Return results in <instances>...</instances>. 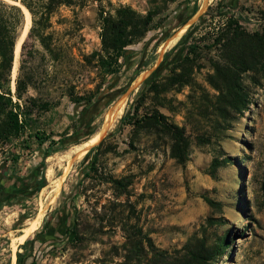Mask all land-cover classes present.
Masks as SVG:
<instances>
[{"label": "rangeland", "instance_id": "1", "mask_svg": "<svg viewBox=\"0 0 264 264\" xmlns=\"http://www.w3.org/2000/svg\"><path fill=\"white\" fill-rule=\"evenodd\" d=\"M5 1L23 11L20 0ZM26 2L34 15L10 82L18 119H26L18 138L0 142V264H148L154 251H181L201 238H226L209 264H264V0ZM121 7L153 19L125 47L118 72L105 75L84 58L101 50L103 17ZM33 18L52 51L29 35ZM229 20L231 39L213 46ZM21 59L37 89L17 99ZM228 68L245 99L238 109L224 96ZM154 77L156 92L146 91ZM70 87L81 102L70 100ZM43 101L49 106L38 109ZM153 110L184 129V163L171 155L170 135L138 124ZM40 176L45 185L35 191ZM18 177L31 183L11 193ZM68 226L77 236L63 233L58 243L53 231ZM132 239L140 241L138 263L125 256Z\"/></svg>", "mask_w": 264, "mask_h": 264}, {"label": "trees", "instance_id": "2", "mask_svg": "<svg viewBox=\"0 0 264 264\" xmlns=\"http://www.w3.org/2000/svg\"><path fill=\"white\" fill-rule=\"evenodd\" d=\"M17 1V0H14ZM20 2L34 15L31 6L26 0H20ZM151 13L145 16H140L132 11L128 7H121L117 9L116 15L105 16L102 20V32H101V50L98 52H92L84 59H87L89 63L91 60L95 61V64L104 72L105 75H110L118 72L119 64L118 58L123 54L125 47L132 44L134 41L142 37L149 29L152 21ZM37 21L33 18V24L29 29V35H34L40 44L48 52L52 49L47 44L48 34L44 31H38L36 28ZM236 22L229 20L225 25V29L221 30L213 39L212 45L219 44L221 39L225 37V33L230 30L232 25ZM24 25V13L20 6L0 0V142H9L12 139H16L21 134V129L25 119L19 121V111L23 113L18 101L12 100L11 94V72L14 62V49L16 42L20 36L21 29ZM233 34V32H232ZM223 36V37H222ZM264 37V34L260 35ZM226 40L231 39L230 36L225 37ZM184 39V36L183 38ZM264 42V38L262 39ZM26 40L21 44V50L24 51L26 47ZM193 46L190 47V51ZM190 60L189 54H186L181 59L182 64L188 63ZM235 65V64H234ZM239 66L238 64H236ZM23 59L20 60L17 76L15 78V93L17 99L23 98L24 94L28 92L29 88L37 89V82L33 78L31 73H25L23 71ZM232 69L228 68L224 70L227 78L229 79L226 84L225 98L228 105L232 108L238 109L240 104L245 100L242 93L237 89V85L233 84L230 80L228 72H232ZM182 74H177L172 78V81H177ZM146 91L156 92L158 88L157 78H148L145 80ZM68 95L70 100L75 103L81 102L84 97L81 95L73 94V87H70ZM143 92L140 93V95ZM92 97L88 99L91 101ZM28 104H35L36 98L29 96ZM38 109L44 110L49 106L47 101H43L41 104L35 105ZM15 109V110H13ZM26 117V116H25ZM121 118L122 123L126 119ZM138 124L146 122V125L155 127L157 131L166 133L172 138L171 155L176 158L177 162L184 163L187 160V154L189 150L190 141L185 136L184 129L175 123L169 122L166 116L157 110H153L150 114L144 115L137 120ZM131 123V122H129ZM134 123V122H133ZM40 143H42L44 137L38 136ZM99 144L91 149L98 148ZM96 158L93 157L92 164H95ZM216 161V160H215ZM217 164L214 163L213 166ZM214 169V168H213ZM32 175L38 177L37 169L32 170ZM31 182L27 181V178L18 177L13 182L11 187V193H15L22 186H28ZM45 185V178L40 176L37 181L35 191L40 190ZM0 193V202L2 201ZM69 236L73 238L77 236L75 230H69ZM226 238L220 239L213 245L208 244L204 238L197 239L194 242L188 241L181 251L172 253L164 251H154L151 243L147 244V251H151L152 256L148 259V264H209L212 257L215 254L221 253ZM139 240L132 239L128 241V248L126 260L130 262H140L141 250L138 246ZM142 244V242H141ZM143 245V244H142ZM143 249L144 247L141 246Z\"/></svg>", "mask_w": 264, "mask_h": 264}, {"label": "bare ground", "instance_id": "3", "mask_svg": "<svg viewBox=\"0 0 264 264\" xmlns=\"http://www.w3.org/2000/svg\"><path fill=\"white\" fill-rule=\"evenodd\" d=\"M202 2V1H201ZM18 3V2H17ZM22 8H23V11H24V15H25V22H24V25H23V29H22V32H21V36L18 38V40H17V42H16V45H15V49H14V53L15 54H17L18 53V50H19V46H20V44H21V42H22V39H23V37L25 36V34H26V32H27V30H28V28H29V26H30V21H31V19H30V12L28 11V9L27 8H25L24 6H22ZM19 54V53H18ZM15 61H16V59H15ZM118 109L120 110L121 109V107H118ZM117 109V110H118ZM116 110V111H117ZM116 113V112H115ZM111 119V118H110ZM109 123V122H108ZM107 127V126H106ZM103 133H104V131L102 132V131H100V132H98L96 135L94 134V137H92L91 139H88V141H86V142H81L80 144H78L77 145V149L78 150H80L81 152L83 151V150H85L86 148H88L90 145H92L97 139H99L102 135H103ZM77 149H76V151H77ZM72 150V149H71ZM75 151V150H74ZM70 152V151H69ZM71 152H73V151H71ZM69 154V153H68ZM76 154H78L77 152H76ZM75 154V155H76ZM70 155V154H69ZM82 155V154H81ZM67 157V156H66ZM71 162V161H70ZM70 164V163H69ZM61 179H62V177H61ZM38 220V219H37ZM37 224V223H36ZM37 226V225H36ZM32 227H35V224H33V226ZM28 231V230H27ZM13 239H15V238H13ZM13 244V243H12Z\"/></svg>", "mask_w": 264, "mask_h": 264}, {"label": "flooded vegetation", "instance_id": "4", "mask_svg": "<svg viewBox=\"0 0 264 264\" xmlns=\"http://www.w3.org/2000/svg\"><path fill=\"white\" fill-rule=\"evenodd\" d=\"M69 230H70L69 226L66 228L57 227V228H55V230L53 231L52 234L55 235V239L58 241V243H63L65 240V239L63 240V237H66L68 235ZM63 233L64 234L66 233L67 235H63Z\"/></svg>", "mask_w": 264, "mask_h": 264}]
</instances>
